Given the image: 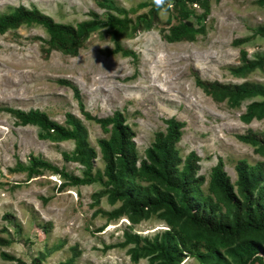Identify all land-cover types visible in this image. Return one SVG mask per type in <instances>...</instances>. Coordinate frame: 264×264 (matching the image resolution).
<instances>
[{"label":"rangeland","instance_id":"1","mask_svg":"<svg viewBox=\"0 0 264 264\" xmlns=\"http://www.w3.org/2000/svg\"><path fill=\"white\" fill-rule=\"evenodd\" d=\"M99 1L127 11V33L143 25L156 2ZM258 1L210 0L207 15L197 5H185L182 10L186 17H180L171 5L161 8L154 26L120 35V44L136 54L134 61L120 53L108 56L114 41L106 21L110 15L120 19L124 15L100 7L96 0H0V14L22 5L37 8L57 23L76 26L93 19L91 13L103 23L89 34L77 57L52 51L45 59L42 49L47 47L49 36L39 25H21L0 34V109L38 110L61 125H66L67 113L76 117L86 128L89 145L95 151L91 175L100 178L90 184L65 187L64 180L49 170L28 178L27 171L17 168V162L27 166L29 156L79 177H83L85 168L63 158V152H73L74 141L42 140L37 137L38 127L19 125L13 115L0 111V238L11 242L0 246V253L26 264L36 258L40 264H57L69 259L75 247L80 255L74 264H148L147 258L131 261L127 251L133 245L120 246L125 233L153 238L169 228L156 216L133 225L125 216L107 221L105 215L96 214L111 212L121 204L110 202L103 184L104 161L97 140L107 139L109 134L85 119L72 90L62 81L78 87L90 115L106 118L115 111L122 113L134 132L140 160L154 142L155 133L165 132L166 119L185 123L176 149L182 159L191 152L200 158L198 176L205 178V193L211 169L219 159L232 183L237 179L235 166L239 161L264 163V157L257 155L252 146L236 138L248 129L264 132V119L248 124L240 120L247 105L260 98L245 100L237 107L226 100L216 102L196 86L193 75L223 84L264 85V67L244 78L230 71L241 65L242 53L251 60L264 56V37L256 32L264 25V4ZM184 23L192 29L203 28L204 33L197 34L192 42H168L165 37ZM245 38L242 44L234 43ZM200 251L205 253L203 248ZM0 264L21 262L4 260L0 255ZM181 264L214 263L189 255Z\"/></svg>","mask_w":264,"mask_h":264},{"label":"trees","instance_id":"2","mask_svg":"<svg viewBox=\"0 0 264 264\" xmlns=\"http://www.w3.org/2000/svg\"><path fill=\"white\" fill-rule=\"evenodd\" d=\"M96 2L104 9L124 15L123 19L110 15L106 21L107 26L111 27L110 36L114 41V48L108 51V56L120 53L122 57H129L134 61L137 59L136 54L120 44V35H132L141 27L148 29L154 26L161 8L168 9L171 5L180 17H186L187 13L182 10L185 5H197L207 15L210 4V0H160L149 9V18L142 23L144 26H135L131 33H127L125 26L130 22L126 17L127 11L105 5L99 0ZM258 4L263 5L264 0H259ZM91 16L93 19L72 26L55 22L35 7L29 9L21 5L8 14H0V34L21 25H39L49 36L45 41L47 47L42 49L45 59L49 58L52 51L77 57L89 34L103 24L95 18V13H91ZM256 32L264 37V25L259 26ZM200 33H204L203 28L192 29L184 23L175 27L165 38L170 43L192 42ZM246 41L245 38L234 43L238 45ZM240 61V66L230 70L238 78H244L255 69L264 67V56H256L251 60L242 53ZM193 75L196 86L216 102L226 100L231 106L237 107L245 100L260 98L247 105L240 120L248 124L254 119H264V85L250 82L223 84L202 80L198 74ZM62 84L72 90L85 119L95 122L105 134H109L107 139L97 140L104 161L103 184L108 190L110 202L121 204L111 212L96 211V214L105 215L107 221L125 216L133 225L156 216L169 226L168 230L157 233L153 238L125 233V241L120 246L133 245L127 251L131 261L136 263L141 258H147L148 264H181L187 256L192 255L205 263L264 264L263 162L250 165L246 161H239L235 166L237 179L232 183L224 171L222 159H219L211 169L208 192L205 193L202 189L205 178L198 176L200 158L191 152L182 159L176 149L185 123L174 118L166 119L165 132L155 133L154 142L145 150L144 159L140 160L133 141L134 132L125 123L121 112L115 111L112 116L96 118L85 110L78 87L67 81H62ZM0 111L13 115L19 125L38 127L40 132L37 137L42 140L74 141L73 152H63V158L85 168L83 177H79L38 157L29 156L27 166L17 162V168L27 171L28 178L40 175L42 170H49L64 180L62 187L100 181V178L91 175L95 151L89 145L86 128L76 117L67 113L66 125H61L38 110L26 112L5 108ZM236 138L239 142L252 146L257 155L264 157V132L248 129L246 133L236 135ZM140 182H147V185ZM95 202L98 203V200ZM9 244V240L0 238L1 247ZM201 248L205 253L200 251ZM71 250V257L57 264H74L80 252L75 247ZM0 255L4 260L26 264L7 253ZM29 264H40V259H33Z\"/></svg>","mask_w":264,"mask_h":264},{"label":"clouds","instance_id":"3","mask_svg":"<svg viewBox=\"0 0 264 264\" xmlns=\"http://www.w3.org/2000/svg\"><path fill=\"white\" fill-rule=\"evenodd\" d=\"M160 2V0H156V3L158 4Z\"/></svg>","mask_w":264,"mask_h":264}]
</instances>
